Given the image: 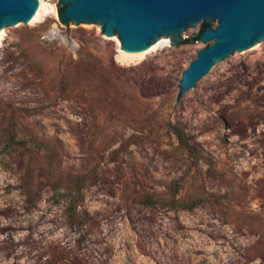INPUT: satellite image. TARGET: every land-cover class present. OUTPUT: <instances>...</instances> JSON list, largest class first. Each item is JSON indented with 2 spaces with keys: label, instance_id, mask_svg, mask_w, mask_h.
Returning a JSON list of instances; mask_svg holds the SVG:
<instances>
[{
  "label": "rangeland",
  "instance_id": "374dc122",
  "mask_svg": "<svg viewBox=\"0 0 264 264\" xmlns=\"http://www.w3.org/2000/svg\"><path fill=\"white\" fill-rule=\"evenodd\" d=\"M59 10L0 42V264H264V39L181 93L215 21L129 55Z\"/></svg>",
  "mask_w": 264,
  "mask_h": 264
},
{
  "label": "water",
  "instance_id": "95a60500",
  "mask_svg": "<svg viewBox=\"0 0 264 264\" xmlns=\"http://www.w3.org/2000/svg\"><path fill=\"white\" fill-rule=\"evenodd\" d=\"M44 0H0V42L40 18ZM63 9L81 50V26L103 24V32L117 33L121 49L140 51L158 37L179 41V33L199 21L206 26L199 40L213 41L197 52L182 71L181 93L195 87L216 60L264 39V0H54ZM178 90V91H179Z\"/></svg>",
  "mask_w": 264,
  "mask_h": 264
},
{
  "label": "trees",
  "instance_id": "16d2710c",
  "mask_svg": "<svg viewBox=\"0 0 264 264\" xmlns=\"http://www.w3.org/2000/svg\"><path fill=\"white\" fill-rule=\"evenodd\" d=\"M63 12V9L59 10V16L61 17V14ZM210 25L208 22H203L201 24V27L199 29V32L192 38L188 39L189 41H197L200 39L199 35L200 33L202 32V30H204L206 28V26ZM10 125L9 127V132H7V144L10 146V147H13L17 144H24L25 142L23 141H20V139H17V134H18V131H19V128L20 126L17 124H8ZM31 144L32 146H35L37 144L36 141L34 140H31ZM174 203L172 204L174 207H179V208H183V209H192L197 203H189V202H184V201H177V199L175 198L174 199ZM142 201L144 204H153L155 203V200L152 196L150 195H146L142 198ZM75 204L74 202H71V204L68 206V210H69V213H70V223H73L74 222V213H75ZM50 264H55V261H50Z\"/></svg>",
  "mask_w": 264,
  "mask_h": 264
},
{
  "label": "bare ground",
  "instance_id": "6f19581e",
  "mask_svg": "<svg viewBox=\"0 0 264 264\" xmlns=\"http://www.w3.org/2000/svg\"><path fill=\"white\" fill-rule=\"evenodd\" d=\"M149 47V46H148ZM147 47V48H148ZM147 48H145V49H143V50H140V51H128V50H125L124 52L126 53V54H129V55H131V54H142L144 51H146V49Z\"/></svg>",
  "mask_w": 264,
  "mask_h": 264
},
{
  "label": "built area",
  "instance_id": "2783aa9c",
  "mask_svg": "<svg viewBox=\"0 0 264 264\" xmlns=\"http://www.w3.org/2000/svg\"><path fill=\"white\" fill-rule=\"evenodd\" d=\"M199 41H201L202 43H203V40H199ZM205 44V43H204Z\"/></svg>",
  "mask_w": 264,
  "mask_h": 264
}]
</instances>
